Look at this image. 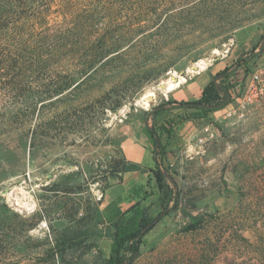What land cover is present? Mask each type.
I'll list each match as a JSON object with an SVG mask.
<instances>
[{"label": "rangeland", "instance_id": "obj_1", "mask_svg": "<svg viewBox=\"0 0 264 264\" xmlns=\"http://www.w3.org/2000/svg\"><path fill=\"white\" fill-rule=\"evenodd\" d=\"M156 1L146 27L78 85L86 75L72 64L54 59L34 70L22 63L26 46L42 44V25L27 19L40 0H0V14L19 19L0 28L4 53L16 62L0 69V264H107L120 214L137 201L160 212L146 113L191 81L206 83L230 67L244 83L264 64V0ZM111 3L101 20L111 28L147 11ZM202 59L209 62L200 70ZM182 76L166 94L167 82ZM252 108L213 111L197 119L200 133L187 148L170 147L164 163L180 209L145 235L133 264H264V106ZM133 143L146 148L144 163L127 158ZM128 163L139 167L126 170ZM195 215L201 226L185 231ZM66 239L79 243L36 261Z\"/></svg>", "mask_w": 264, "mask_h": 264}, {"label": "trees", "instance_id": "obj_2", "mask_svg": "<svg viewBox=\"0 0 264 264\" xmlns=\"http://www.w3.org/2000/svg\"><path fill=\"white\" fill-rule=\"evenodd\" d=\"M112 1L40 0L38 3L32 2L28 6L32 9V14L29 13L27 19L42 25L43 40L40 45L26 46L28 50L26 49V53L22 55V63L31 64L34 70L54 59L72 64L76 74L86 75L78 85L86 83L96 73L100 71L102 73V67L106 64L105 58L115 48L125 43L131 34L139 33L146 27L144 20L149 18L150 9H155L157 3L156 0H114L120 6L129 2L137 5L134 9H147V11H139L131 16L129 21L111 28L110 25L103 24L101 20L105 21ZM5 3L10 5L11 2ZM13 15L10 10L1 13L0 28H8V25L15 20ZM18 21L19 19H16L13 23ZM2 35L3 33L0 34V69L8 70L12 69L16 62L9 61L11 59L4 53L1 46ZM256 46L254 45V48ZM251 58V55L248 58L240 56L236 65L248 63ZM71 84V81H67L62 88L65 89ZM237 86L238 77L234 71L230 70V67H226L218 71L203 86L201 95L197 99H163L146 113L145 126L153 141L154 168L151 171L161 192L158 201L160 212L153 215L148 206L143 207L140 201H137L130 209L120 214L112 223L114 229L111 234V252L107 258V264H133L139 256L145 235L164 215L180 209L178 183L164 163L170 147L179 148L183 143L176 133V128L185 120L204 119L213 111L232 107L236 100ZM138 167L136 163H128L125 169L134 170ZM202 222L203 216L195 215L184 230H195L201 226ZM78 243L74 239L63 240L43 255L36 256L35 259L38 263L50 262L58 252L74 247Z\"/></svg>", "mask_w": 264, "mask_h": 264}, {"label": "crops", "instance_id": "obj_3", "mask_svg": "<svg viewBox=\"0 0 264 264\" xmlns=\"http://www.w3.org/2000/svg\"><path fill=\"white\" fill-rule=\"evenodd\" d=\"M262 59L264 60V54H263ZM206 83L198 84L197 81H191L187 84V92L177 90L172 94L171 98L177 99V100H182V99L183 100H194V99H197L201 95L202 88ZM259 107H262V105H254L252 109L259 108ZM224 108H226V107H224ZM224 108H221V109H224ZM255 113H259L260 115L262 114V112L259 110H256L253 112V114H255ZM198 123L201 124V120H185L177 126L176 133H177L179 139L183 140V143L179 148L173 146L175 149H180L181 147L187 148V140L189 142L192 141V139L197 134L200 133V132H198V129L196 127V124H198ZM152 147H153V141L151 138L150 145L147 147L151 156H152ZM142 148L146 149L144 147V145L141 146L140 143H133L132 146L128 149V152L126 154L127 158L131 162L144 163L143 160H141V156H139V152L143 150ZM136 151H137V154H136Z\"/></svg>", "mask_w": 264, "mask_h": 264}, {"label": "built area", "instance_id": "obj_4", "mask_svg": "<svg viewBox=\"0 0 264 264\" xmlns=\"http://www.w3.org/2000/svg\"><path fill=\"white\" fill-rule=\"evenodd\" d=\"M235 93L236 100L234 104L264 106V64L253 70L246 82L242 83L238 79ZM205 130L208 131L209 128L206 127ZM199 142L204 143L205 139L201 136Z\"/></svg>", "mask_w": 264, "mask_h": 264}, {"label": "bare ground", "instance_id": "obj_5", "mask_svg": "<svg viewBox=\"0 0 264 264\" xmlns=\"http://www.w3.org/2000/svg\"><path fill=\"white\" fill-rule=\"evenodd\" d=\"M208 62H209L208 60L202 59L196 63V67H199L200 70L205 69L208 66ZM183 80H185V78L183 76L180 77V80H176V81L175 80H169L167 82V84L165 85L164 92L166 94L170 93L171 91L176 89L180 85V82ZM151 94H153V93H151Z\"/></svg>", "mask_w": 264, "mask_h": 264}]
</instances>
